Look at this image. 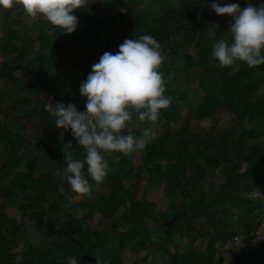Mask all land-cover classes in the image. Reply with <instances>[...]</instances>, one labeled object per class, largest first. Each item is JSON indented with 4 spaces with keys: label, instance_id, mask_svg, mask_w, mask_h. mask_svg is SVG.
Masks as SVG:
<instances>
[{
    "label": "trees",
    "instance_id": "1",
    "mask_svg": "<svg viewBox=\"0 0 264 264\" xmlns=\"http://www.w3.org/2000/svg\"><path fill=\"white\" fill-rule=\"evenodd\" d=\"M143 1L148 0H86L81 9L74 10L73 14L80 17V26L71 34L37 20L31 25L33 35H22L13 24L18 20L11 23L9 19L12 12L25 14L22 8L14 6L3 12L0 79L10 83L8 99L13 103L0 120V171L10 172L7 181L0 184V199L6 202L0 203V264H67L68 257L79 259V264H122L120 253L124 250L132 255L144 252L143 260L151 254L167 264H222L223 245L236 235L248 244L264 217V199L249 196L264 195V143L259 142V138H264V64L249 68L237 61L231 66H219L211 50L221 38L231 41L228 19L208 8L204 0H150L155 2L151 5ZM234 1L244 7V0ZM260 3L261 0H253L255 6ZM122 4L127 6L122 16L111 12ZM185 31H192V54L182 53L171 42L176 32ZM143 34L152 35L160 43L161 55L168 64L178 58L181 62L179 76H170L171 67L164 60L159 69L165 83L164 94L171 97L170 105L161 111L154 126L161 127L160 134L140 151V167L133 182L125 185L135 152H111L112 156L107 153L109 169L104 180L96 183L85 171L90 193L79 196L80 201H71L77 195L60 170L64 153L82 160L83 148L76 145L71 133L60 136L62 129L55 127V117L45 109L48 102L40 95H46L52 103H74L83 111L79 82L86 78L91 66L105 51L115 53L125 39ZM29 52L35 57L28 60ZM68 52L84 56L79 62L71 57L76 71L56 67L58 56ZM17 70H22L24 76L33 74L32 81L16 76ZM195 79L203 95L198 102L190 103L189 85ZM3 101L0 92V112ZM24 105L27 108L23 111ZM234 108L238 109L235 114L240 134L246 138H234L229 143L228 148L237 157L236 166L230 169L224 166L230 156L227 148H215L194 133L182 138L188 129L186 123L172 127L181 122L183 109L198 122L213 118L217 111L233 112ZM13 115L17 120L10 122L9 116ZM243 121L248 123L246 128ZM149 126L133 113L122 134L138 136L141 129ZM45 155L51 156L56 169L48 167L35 173L36 161ZM221 167L230 176L222 184V191L202 189L200 179ZM159 184H165L167 210L153 213L154 205L142 197ZM97 185L106 189L105 195L97 192ZM7 207L15 210L18 219L7 216L3 210ZM180 209L185 210V215L170 228L164 227L163 223ZM72 210L80 211L81 217H73ZM96 213L110 220L108 230L91 227ZM25 219L37 228L47 223L44 239L39 245L26 239L15 250L25 229ZM152 222L156 224L151 225ZM200 236L207 241L199 255L175 250L181 241ZM170 248L175 249L169 253ZM227 264H264V242L249 247L248 252L237 248Z\"/></svg>",
    "mask_w": 264,
    "mask_h": 264
},
{
    "label": "clouds",
    "instance_id": "2",
    "mask_svg": "<svg viewBox=\"0 0 264 264\" xmlns=\"http://www.w3.org/2000/svg\"><path fill=\"white\" fill-rule=\"evenodd\" d=\"M204 3L217 15L231 17L228 29L231 41L221 38L211 50L219 66H231L237 61L249 68L264 64V0L260 6L245 0L244 7L222 0H204ZM85 4L86 0H0V9L19 6L28 17H43L61 32L71 34L78 26L74 10ZM160 48V43L150 34L125 39L115 53L105 51L81 81L78 91L84 98L83 111L74 103L61 101L45 106L55 117V127L70 132L76 145L83 148L82 160L64 153V166L60 170L77 196L90 193L85 171L96 183L104 180L109 169L105 154L140 152L155 138L154 126L161 111L171 103V97L164 94L165 83L159 71L164 60ZM133 113L150 126L138 136L122 134ZM67 264H79V259L68 257Z\"/></svg>",
    "mask_w": 264,
    "mask_h": 264
},
{
    "label": "rangeland",
    "instance_id": "3",
    "mask_svg": "<svg viewBox=\"0 0 264 264\" xmlns=\"http://www.w3.org/2000/svg\"><path fill=\"white\" fill-rule=\"evenodd\" d=\"M93 3H96V0H91ZM236 2L234 0H229L225 3H232ZM253 3V0H251ZM144 4H155L154 1H143ZM176 3V2H175ZM178 3V1H177ZM237 3V2H236ZM245 6V0L243 2ZM103 7V5H100ZM127 9V6L122 4L119 6H115L112 8L111 12L114 14H117L119 17L122 16L124 11ZM4 11H0V18L2 16ZM78 20V26H80V17L76 16ZM226 17L228 24L230 25L231 23V17L224 16ZM11 23L14 22V19L18 20V23H13L16 28H18L19 32L24 35L28 34V36H32V30H31V25L37 20H43L46 21L43 17L37 16L35 18L28 17L26 14H21V13H16L12 12L10 14ZM120 21L122 24H125L126 21L120 18ZM77 26V27H78ZM192 31H185L183 32H176L173 36L172 42H174L177 46V50H180L182 53H194L193 47H192V42H193V37H192ZM184 35V36H183ZM210 35V34H209ZM103 32L99 33V39L103 38ZM35 55L32 52L28 53V60L34 58ZM73 57L76 61H82L83 60V55L82 53H77V52H68L64 53V55L58 56L56 59V67L59 70L62 71H76L77 69L74 68L71 65L70 59ZM1 59V58H0ZM166 59H164V63H166ZM179 63L181 62L178 59H174L170 64L168 62V67L170 68V76L177 74V76L181 75L182 72L180 67L178 68ZM30 70L32 72L34 71L33 68L31 67ZM15 75L18 76L19 78H22V76L25 78L27 82H31L33 78V74H29L28 76H24L22 70H17L15 72ZM81 81L79 82L80 85ZM10 83L3 81L0 79V92L3 94L4 101L1 103V112H0V120L2 118V115L6 112H9L12 109V99H8L10 94L8 93L10 90ZM189 89L191 91L189 97H188V102L190 103H196L199 101L200 97L203 95L202 91L199 87V81L195 79L190 85ZM261 91L264 92V82L261 85ZM40 97L44 98L48 103L51 102V99L47 97L46 95H40ZM32 102V99L28 100V104ZM81 102L84 105V98L81 97ZM27 107L24 105L23 111ZM236 112H238L237 108L233 109V112H226V111H217L213 118L205 119L202 121H194L189 118L188 110L183 109L182 112V117H180L179 123H174L172 124V127L174 129L181 127L183 123L187 124L186 132H184L181 136L182 138H188L191 133L197 134L201 137H203L207 142H209L213 147L218 148V149H228L227 153L229 156V160L225 162L224 166L228 169H230L233 166H236L237 164V157L232 153V150L229 149V143L231 142L232 139L238 138L240 141H243L246 136L244 134H240L241 132L239 131L238 128V120L236 119ZM10 122H15L17 120L16 117L9 116ZM242 126L244 128L247 127L248 123L246 121L242 122ZM156 131V136L160 134L161 127H154ZM143 129L139 131V134ZM65 133H70V132H64L63 130L60 131V136H62ZM259 142L264 143V138H259ZM110 156H112L111 153H109ZM140 155L141 152H135L134 156L132 157L130 161V165L128 166V169H130V174L128 179L125 181V185H128L129 183L133 182V175L135 172L139 170L140 167ZM115 160H117L115 158ZM52 158L49 155L41 156L38 158V160L35 163V173H40L44 172L48 167H52L53 170L56 169V165L54 162H52ZM10 176V172H1L0 171V184L5 183ZM229 174L225 171L223 167L212 171L208 172L207 175L203 178L200 179L199 184L204 189L205 191H222V184L228 180ZM97 192H100V194H106V189L102 186L97 185ZM165 187V184H159L153 188H151L142 199L148 203H152L155 207V211L153 210V213L157 212H163L167 210V199L165 198L163 194V189ZM139 195V194H138ZM71 201H80L82 200V197L79 196H74L70 198ZM1 201L5 204L6 202L3 201V199H0ZM137 201H140L139 198H137ZM4 212L7 214L9 217H15L18 219L17 214L15 213V210L13 208H3ZM70 214L75 217L79 218L81 217V213L78 210H72L70 211ZM110 220L109 219H104L101 217L100 214L96 213L92 220L90 221V225L93 229H97L100 231H106L108 230V224ZM24 223V232L21 233V237L19 239V245L15 250H19L21 245L26 241V239L35 245H39L40 242L44 239L43 236V231L47 226V223L43 225L41 228H37L32 222L29 220L25 219L23 220ZM155 222H152L151 225H155ZM51 235L54 237L53 230L51 228L50 230ZM206 241L207 239L200 236V237H194L191 240L187 239L184 241H181L175 248H170V252H173L174 249L177 250L179 253H188L192 256H197L200 253L203 252L205 246H206ZM218 246V244H216ZM221 251V256L220 260L222 264H227L230 259L233 258V256L237 253V249L233 247H228V248H223L220 249ZM144 252H140L137 255H132L129 251L124 250L120 253V256L122 257V264H135L138 262V264H167L165 261H161L158 258H154L153 255H148L146 260H143L142 257L144 256Z\"/></svg>",
    "mask_w": 264,
    "mask_h": 264
},
{
    "label": "built area",
    "instance_id": "4",
    "mask_svg": "<svg viewBox=\"0 0 264 264\" xmlns=\"http://www.w3.org/2000/svg\"><path fill=\"white\" fill-rule=\"evenodd\" d=\"M249 196L252 198L259 196L264 199V195L260 193H252ZM263 242H264V217L254 228L250 237V242L248 244L243 243V237L241 235H236L232 238V240L226 242L223 245V248H228L231 246V247H235L236 249L237 248L243 249L244 252H248L249 247L260 245Z\"/></svg>",
    "mask_w": 264,
    "mask_h": 264
},
{
    "label": "water",
    "instance_id": "5",
    "mask_svg": "<svg viewBox=\"0 0 264 264\" xmlns=\"http://www.w3.org/2000/svg\"><path fill=\"white\" fill-rule=\"evenodd\" d=\"M217 25V24H216ZM172 42V40H171ZM181 54H179L180 56ZM185 215V210L180 209L171 216L166 222L163 223V226L166 227L167 229L170 228L179 218L183 217Z\"/></svg>",
    "mask_w": 264,
    "mask_h": 264
}]
</instances>
